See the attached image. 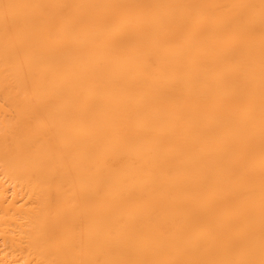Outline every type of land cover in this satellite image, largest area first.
Listing matches in <instances>:
<instances>
[{
	"label": "bare ground",
	"instance_id": "bare-ground-1",
	"mask_svg": "<svg viewBox=\"0 0 264 264\" xmlns=\"http://www.w3.org/2000/svg\"><path fill=\"white\" fill-rule=\"evenodd\" d=\"M0 264H264V0H0Z\"/></svg>",
	"mask_w": 264,
	"mask_h": 264
}]
</instances>
